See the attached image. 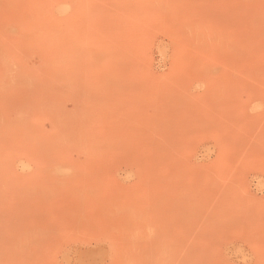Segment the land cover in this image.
<instances>
[{"label":"rangeland","instance_id":"1","mask_svg":"<svg viewBox=\"0 0 264 264\" xmlns=\"http://www.w3.org/2000/svg\"><path fill=\"white\" fill-rule=\"evenodd\" d=\"M0 82V264H264V0H0Z\"/></svg>","mask_w":264,"mask_h":264},{"label":"bare ground","instance_id":"2","mask_svg":"<svg viewBox=\"0 0 264 264\" xmlns=\"http://www.w3.org/2000/svg\"><path fill=\"white\" fill-rule=\"evenodd\" d=\"M20 7H21V6H20ZM28 14H29V13H28ZM17 21H18V19H17ZM2 34H3V33H2ZM19 35H20V34H19ZM26 42H27V41H26ZM2 44H3V43H2ZM6 49H7V47H6ZM5 53H6V52H5ZM5 53H4V54H5ZM6 54H7V53H6ZM16 69H17V68H16ZM5 73H6V72H5ZM1 78H2V77H1ZM3 78H4V76H3ZM2 80H3V79H2ZM2 80H1V81H2ZM4 80H5V79H4ZM22 81H23V80H22ZM33 81H34V80H33ZM2 82H3V81H2ZM30 84H31V83H30ZM0 85H1V82H0ZM22 85H23V84H22ZM22 85H21V86H22ZM18 86H19V85H18ZM27 87H28V86H27ZM30 87H31V86H30ZM18 89H21V88H18ZM29 90H30V89H29ZM33 99H35V98H33ZM36 99H37V98H36ZM33 102H34V101H33ZM27 107H28V106H27ZM174 107H175V106H174ZM31 109H32V108H31ZM21 111H22V110H21ZM170 111H172V110H170ZM23 112H24V111H23ZM29 113H31V110H29ZM32 113H33V112H32ZM32 113H31V114H32ZM23 114H24V113H23ZM172 115H173V114H172ZM156 116H157V115H156ZM156 116H155V117H156ZM147 119H148V118H147ZM157 121H158V120H157ZM148 122H149V121H148ZM24 123H25V122H24ZM146 123H147V122H146ZM18 125H20V124H18ZM23 133H24V132H23Z\"/></svg>","mask_w":264,"mask_h":264}]
</instances>
